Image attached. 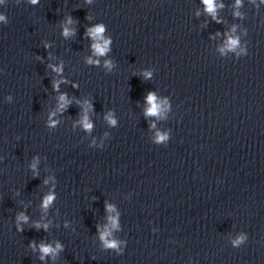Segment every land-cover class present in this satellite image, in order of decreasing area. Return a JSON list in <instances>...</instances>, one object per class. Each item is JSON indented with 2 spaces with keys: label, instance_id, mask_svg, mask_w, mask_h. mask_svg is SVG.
Instances as JSON below:
<instances>
[{
  "label": "clouds",
  "instance_id": "9594fccd",
  "mask_svg": "<svg viewBox=\"0 0 264 264\" xmlns=\"http://www.w3.org/2000/svg\"><path fill=\"white\" fill-rule=\"evenodd\" d=\"M36 2H37V0H32V3H36ZM237 2L239 3V0H237ZM204 3L206 5L207 11L210 12V13H214V11H215L214 0H204ZM2 19H4V17L0 16V20H2ZM103 31H104L103 26H97V27H95L93 29H90L88 34L90 36H92L93 39H95L97 41H100V40L103 39L102 38ZM64 34L66 36L69 34V30L67 28L65 29ZM108 44H109V41H106V40L103 41L102 44L101 43L94 44L93 47H94L95 53L97 55L104 54L108 50ZM236 44H237V41L235 39H232V40H230V42L228 44V47L229 48H234L236 46ZM89 62L91 63L92 61H89ZM106 63H108V62H106ZM56 71H59V69H56ZM146 75H150V74H146ZM61 99H63V97H61ZM147 99H148L149 104L151 105L150 108L148 109V114L149 115H156L159 112L160 108H159V105L155 102L156 101L155 96L153 94H149ZM83 123H84V126L86 128H90L91 127V125L87 122V119H85L83 121ZM113 123H114V121H113ZM158 139L162 141V140L166 139V137L165 136H158ZM53 199H54V197L52 195L47 196L45 198V200H44L43 207L47 208L48 205L52 202ZM18 219L26 220L27 218L21 215ZM112 223H113V226H115V220H112ZM104 235H107V233H105ZM102 239H103V236H102ZM242 240H243V237H241L237 241H234V244H239ZM105 243L107 244L108 242L106 241ZM108 246L115 247V243L109 244ZM58 247H59V245H58ZM41 251H42V253L47 255L48 253L52 252L53 249H51L48 246H43L42 245L41 246ZM41 259H43V256L41 257Z\"/></svg>",
  "mask_w": 264,
  "mask_h": 264
}]
</instances>
